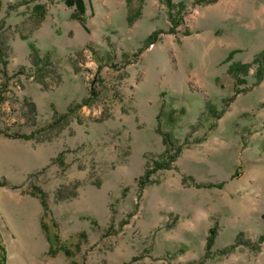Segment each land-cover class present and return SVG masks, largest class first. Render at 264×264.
I'll list each match as a JSON object with an SVG mask.
<instances>
[{"label":"rangeland","instance_id":"rangeland-1","mask_svg":"<svg viewBox=\"0 0 264 264\" xmlns=\"http://www.w3.org/2000/svg\"><path fill=\"white\" fill-rule=\"evenodd\" d=\"M74 13L0 0V264H264V0Z\"/></svg>","mask_w":264,"mask_h":264},{"label":"trees","instance_id":"trees-1","mask_svg":"<svg viewBox=\"0 0 264 264\" xmlns=\"http://www.w3.org/2000/svg\"><path fill=\"white\" fill-rule=\"evenodd\" d=\"M87 2L89 4V6L91 7V0H65V4L70 6V7H74L75 9V13L74 16L78 19H80L83 22V18L82 15L85 13L86 9H87ZM153 35L149 36V39H152ZM254 61L257 63V69H256V76L258 79H261L263 74H264V48L257 54V56L254 58ZM236 66V64H235ZM242 67H246V65H243ZM1 70V68H0ZM82 105V104H80ZM165 144H166V149L163 153V155L161 156V160L166 159V161H164V163H162L161 161L155 160L153 161V169H151L152 171L154 169L160 168V167H165L168 166L169 163L176 157L178 151L175 149L173 152V154L171 153V148L168 145V141L167 138L165 140ZM151 170L147 169L144 173V175L141 178V186L145 184L144 179H147L149 173L151 172ZM262 219L264 220V211L261 214ZM208 241L209 243L212 241V234H210V236L208 237ZM3 262V261H2Z\"/></svg>","mask_w":264,"mask_h":264}]
</instances>
